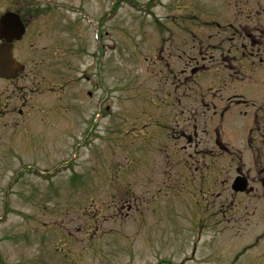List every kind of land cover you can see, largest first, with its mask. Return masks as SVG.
<instances>
[{
	"label": "rangeland",
	"instance_id": "374dc122",
	"mask_svg": "<svg viewBox=\"0 0 264 264\" xmlns=\"http://www.w3.org/2000/svg\"><path fill=\"white\" fill-rule=\"evenodd\" d=\"M18 1L0 8L51 12L44 22L21 15L31 42L17 56L28 76L20 83L45 89H28L38 107L29 135L0 131V264H264V186L235 195L234 172L216 174L227 160L246 173L247 157L238 168V151L215 155L214 142L239 144L245 120L233 110L226 133L212 125L203 140L200 119L216 111L215 123L221 109L201 102L210 75L181 73L188 52L170 58L181 51L174 43L216 31L208 17L221 0H121L114 11L112 0ZM61 94L81 108L73 121L63 118L70 109L59 113Z\"/></svg>",
	"mask_w": 264,
	"mask_h": 264
},
{
	"label": "flooded vegetation",
	"instance_id": "af4514ba",
	"mask_svg": "<svg viewBox=\"0 0 264 264\" xmlns=\"http://www.w3.org/2000/svg\"><path fill=\"white\" fill-rule=\"evenodd\" d=\"M16 4L19 6L17 2ZM17 5L9 7L8 10L18 13L22 20L21 15H27L30 10L23 13ZM38 10L35 8V11H30V17H33V13H38ZM208 18L212 19L210 23L217 28L216 37L209 38L210 36L206 35L208 38L192 39L190 43H185L187 48L184 50L185 53L188 52L187 67L191 76L210 75L209 81L203 85V92L200 93L202 101L207 99L206 103L203 102L204 105H221L220 116L216 118L215 123V119H212L215 113L207 115L206 119L209 121L202 122L205 141H210L208 134L210 135V129L213 130L211 126H219L220 130L225 116L233 110L245 120V124L250 122L253 127L246 136H242V142L248 145L242 150L237 149L240 156L238 168L246 164L243 158L250 160L244 174L250 186L244 191L255 193L257 187L264 186V177L259 180L253 175L256 172H264V0H221L217 19ZM22 23L25 27L23 36L28 37L29 24L23 20ZM37 35H40L39 30H36L35 37ZM193 51L195 55L191 54ZM181 71H186V68ZM17 79L19 77L0 86V96L6 92L9 85H12V89L23 88L18 86ZM16 99L15 97L14 101ZM19 103L25 110L18 108L14 103L12 109L21 113L24 119L31 109L23 98ZM218 132L220 131H216L217 135ZM214 142L220 148L215 155H220L226 145L220 144L217 139ZM206 147L205 152L210 155L213 150L207 145ZM222 166L218 167L219 170Z\"/></svg>",
	"mask_w": 264,
	"mask_h": 264
},
{
	"label": "water",
	"instance_id": "95a60500",
	"mask_svg": "<svg viewBox=\"0 0 264 264\" xmlns=\"http://www.w3.org/2000/svg\"><path fill=\"white\" fill-rule=\"evenodd\" d=\"M12 21H11V16L10 14H6L5 16H3L1 18V26H0V30L11 32L12 30ZM2 34H5V32H2ZM236 183L233 185L234 189L237 190H242L243 189V183H241V181L239 182L238 179H236L235 181Z\"/></svg>",
	"mask_w": 264,
	"mask_h": 264
}]
</instances>
